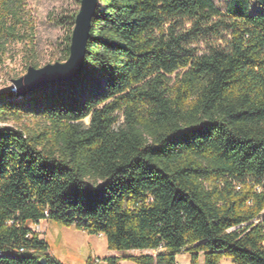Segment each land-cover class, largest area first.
I'll list each match as a JSON object with an SVG mask.
<instances>
[{
	"label": "trees",
	"instance_id": "trees-1",
	"mask_svg": "<svg viewBox=\"0 0 264 264\" xmlns=\"http://www.w3.org/2000/svg\"><path fill=\"white\" fill-rule=\"evenodd\" d=\"M227 1L98 0L77 77L0 93V264H62L42 219L136 264H264V0ZM24 3L0 0V63Z\"/></svg>",
	"mask_w": 264,
	"mask_h": 264
},
{
	"label": "rangeland",
	"instance_id": "rangeland-1",
	"mask_svg": "<svg viewBox=\"0 0 264 264\" xmlns=\"http://www.w3.org/2000/svg\"><path fill=\"white\" fill-rule=\"evenodd\" d=\"M24 1L25 24L20 29L22 40L8 44L1 59L0 93H9V88L13 86L12 80L24 75L30 65L39 68L49 63L65 61L66 36L73 29L69 16L77 13L80 7L78 0ZM214 2L224 11L228 1L214 0ZM257 10H264V8L253 3L251 11ZM199 46L200 49L203 48V45ZM170 79L174 80L175 74L170 75ZM88 121L89 117L84 118L85 124ZM42 123L38 118L32 117L4 124L37 128Z\"/></svg>",
	"mask_w": 264,
	"mask_h": 264
},
{
	"label": "crops",
	"instance_id": "crops-1",
	"mask_svg": "<svg viewBox=\"0 0 264 264\" xmlns=\"http://www.w3.org/2000/svg\"><path fill=\"white\" fill-rule=\"evenodd\" d=\"M39 236L47 244L48 253L62 264H87L94 258L99 264H105L103 258L107 256L120 257V264H136L124 259L127 254L107 248L106 237L103 234H89L75 226H65L51 219H42L39 222ZM139 250H131L128 253L137 254ZM150 252V251H143ZM178 264H191L187 253H180L175 257ZM195 264H203V255L198 256ZM219 264H234L230 258H223Z\"/></svg>",
	"mask_w": 264,
	"mask_h": 264
},
{
	"label": "water",
	"instance_id": "water-1",
	"mask_svg": "<svg viewBox=\"0 0 264 264\" xmlns=\"http://www.w3.org/2000/svg\"><path fill=\"white\" fill-rule=\"evenodd\" d=\"M97 5L98 0H80V7L75 15L71 32L69 55L65 61L49 63L39 68L28 66L24 75L12 80L13 86L9 88V91L21 95L49 84L64 83L77 77L85 67L90 26ZM38 263L47 264L43 257L38 260Z\"/></svg>",
	"mask_w": 264,
	"mask_h": 264
},
{
	"label": "built area",
	"instance_id": "built-area-1",
	"mask_svg": "<svg viewBox=\"0 0 264 264\" xmlns=\"http://www.w3.org/2000/svg\"><path fill=\"white\" fill-rule=\"evenodd\" d=\"M41 220H39L37 223H32L30 226L32 228V230L40 233L41 229H40V225H39V222ZM87 264H99V261L98 259L94 258L93 260H91L90 262H88ZM178 264V263H177Z\"/></svg>",
	"mask_w": 264,
	"mask_h": 264
}]
</instances>
